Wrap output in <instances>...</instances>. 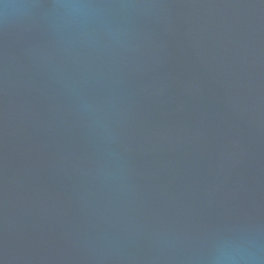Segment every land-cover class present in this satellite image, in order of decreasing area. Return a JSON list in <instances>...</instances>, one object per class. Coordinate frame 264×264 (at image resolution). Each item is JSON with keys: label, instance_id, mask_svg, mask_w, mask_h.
<instances>
[{"label": "water", "instance_id": "95a60500", "mask_svg": "<svg viewBox=\"0 0 264 264\" xmlns=\"http://www.w3.org/2000/svg\"><path fill=\"white\" fill-rule=\"evenodd\" d=\"M0 264H264V0H0Z\"/></svg>", "mask_w": 264, "mask_h": 264}]
</instances>
